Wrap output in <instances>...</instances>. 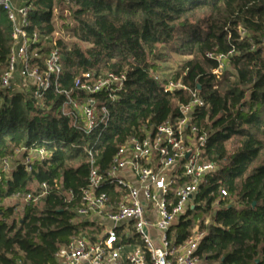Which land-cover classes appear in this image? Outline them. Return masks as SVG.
Listing matches in <instances>:
<instances>
[{"label": "trees", "instance_id": "trees-1", "mask_svg": "<svg viewBox=\"0 0 264 264\" xmlns=\"http://www.w3.org/2000/svg\"><path fill=\"white\" fill-rule=\"evenodd\" d=\"M27 3L34 10L26 30L41 40L53 36V13L65 5L72 25L62 28L73 42H56L62 56L58 91L35 101L0 88V161L23 148L49 155L31 173L18 166L9 176L0 175V264H55L59 247L96 233L93 225L72 222L87 186L88 152L105 173L129 139L177 119L192 92L204 102L192 120L207 135L201 162L216 165L217 171L200 186L194 208L170 230L169 239L180 246L198 228L205 232L196 253L199 264H264V0ZM10 47L9 26L0 13V76ZM39 48L45 54V47ZM208 54L226 58L228 67L218 77L213 72L219 64ZM175 56L185 60L162 75L161 65ZM82 74L126 78L121 91L94 96L109 121L89 136L60 114L61 93L71 91ZM169 82L184 89L166 92ZM43 191L21 215L4 206L15 196Z\"/></svg>", "mask_w": 264, "mask_h": 264}, {"label": "built area", "instance_id": "built-area-1", "mask_svg": "<svg viewBox=\"0 0 264 264\" xmlns=\"http://www.w3.org/2000/svg\"><path fill=\"white\" fill-rule=\"evenodd\" d=\"M33 10L30 3L15 7L11 0H0V13L9 26L11 41L0 88L41 101L51 90H59L62 56L53 36L41 40L36 33L27 32ZM39 46L45 47V54H40ZM206 57L218 62L213 72L218 77L225 69L226 58ZM125 80L124 75L113 74L98 79L90 74L76 77L72 90L61 93V116L69 118L73 128L85 136L106 127L107 109L94 96L121 91ZM163 89L173 93L184 88L169 82ZM203 108L197 92L190 93V101L179 107L177 119L141 139H129L117 150L105 173L98 171L92 151L88 152L87 186L72 222L93 225L98 231L88 237H73L59 247L55 264H199L196 253L205 232L195 228L180 246L170 241L169 232L194 208L200 186L217 171L216 165L201 162L207 135L192 124L195 112ZM48 157L43 149L17 150L13 157L0 161V175L10 174L18 166L31 173ZM41 188L45 190L44 185ZM44 195V191L35 197L27 194L25 202L35 203ZM225 197L221 191L220 200Z\"/></svg>", "mask_w": 264, "mask_h": 264}, {"label": "rangeland", "instance_id": "rangeland-1", "mask_svg": "<svg viewBox=\"0 0 264 264\" xmlns=\"http://www.w3.org/2000/svg\"><path fill=\"white\" fill-rule=\"evenodd\" d=\"M53 22L55 26V33L53 34V39L56 41L64 40L65 42H73L68 31L62 28V26L72 25L71 21L68 18V10L65 5H61L60 7L56 8V10L53 13ZM184 60L185 59L181 57H177V56L171 57L168 63L161 65V68L164 71L162 75L168 76L169 74H171L177 68L178 64ZM227 65L228 64L226 62V65H225L226 68L228 67ZM14 161L15 159L13 158V162ZM5 176H9V174ZM25 204H26L25 196H20V197L15 196L14 198L8 199L4 202V206L6 207H10V206L15 207L18 215H21ZM217 208H218V205H214L213 211L217 210ZM210 218H211V215H207L205 217V222L207 224L209 223Z\"/></svg>", "mask_w": 264, "mask_h": 264}, {"label": "crops", "instance_id": "crops-1", "mask_svg": "<svg viewBox=\"0 0 264 264\" xmlns=\"http://www.w3.org/2000/svg\"><path fill=\"white\" fill-rule=\"evenodd\" d=\"M27 2H28V0H21V1L20 0H12V4L15 7H19L23 4H26Z\"/></svg>", "mask_w": 264, "mask_h": 264}]
</instances>
